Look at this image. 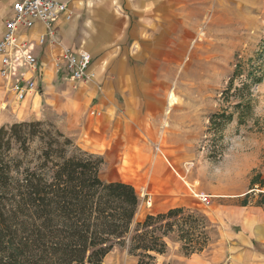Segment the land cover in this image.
<instances>
[{
  "label": "crops",
  "instance_id": "crops-1",
  "mask_svg": "<svg viewBox=\"0 0 264 264\" xmlns=\"http://www.w3.org/2000/svg\"><path fill=\"white\" fill-rule=\"evenodd\" d=\"M71 17L58 16L53 21L55 41L37 44L44 25L37 21L23 31L30 50L41 62L42 76L38 92L17 101L8 83L0 77V126L23 120L60 117L61 131L73 136L86 149L102 156L105 163H141L140 180L126 175L110 178L130 183L146 195V214L161 213L170 208H191V186L197 181L183 165L188 149L178 131L182 128L181 110L168 109L162 85L155 82L162 71L176 70L183 62L187 41L193 30L194 8L206 0H61ZM11 0H0V35L10 13ZM64 47L86 51L91 56L92 79L73 85V81L54 66ZM150 71H153L152 74ZM172 104V103H170ZM101 112L90 116L88 110ZM170 111V112H169ZM169 113V114H168ZM170 120L174 132L164 136L162 124ZM179 119V120H178ZM153 127L158 141L149 138ZM84 144V143H82ZM127 167V166H126ZM127 171V169H124ZM182 172L185 174L182 176ZM124 173H131L130 171ZM221 195H224L221 194ZM249 208L256 216L242 217ZM224 216L241 225L237 232L227 231L230 245L218 243L199 253L156 254L155 264H264V256L250 248L254 242L264 246V210L261 206L224 207ZM167 248L182 247L181 241ZM252 246V245H251ZM166 248V250H167ZM209 248V247H208Z\"/></svg>",
  "mask_w": 264,
  "mask_h": 264
},
{
  "label": "rangeland",
  "instance_id": "rangeland-1",
  "mask_svg": "<svg viewBox=\"0 0 264 264\" xmlns=\"http://www.w3.org/2000/svg\"><path fill=\"white\" fill-rule=\"evenodd\" d=\"M194 10L192 34L184 37L187 49L182 65L176 70L162 71L155 82H159L165 91L170 105L168 109L176 107L183 114L179 118L182 128L176 131L188 147L184 151L188 157L183 170L192 172L197 181L189 191L193 204L191 208L184 209L181 216L192 212L201 217V225L208 237L204 248V253H207L217 242L229 247L227 231L242 229L241 225L231 223L230 216L223 215L224 207L240 205L245 193H249L247 205L256 207L255 199L264 193V0H206ZM243 83H247L249 91L242 89ZM245 102L250 104L249 111L245 110ZM238 103H242L240 108L236 106ZM224 111L233 113L231 120L219 118L222 122H217V126L209 122L213 113L220 115ZM26 121H40L41 125L28 128L35 130L37 136L28 141L26 153L19 149L17 143H12L11 155L15 157L12 164L20 161L21 171L25 167L36 168L39 165L41 148L50 141L49 133L55 129L61 131L59 124L62 122L61 116ZM162 127L165 130L160 143L164 146V136L168 138L174 132L169 119ZM148 128L150 140L157 142L156 131L152 126ZM71 138L77 147L90 152L85 141L80 144L73 136ZM75 150L70 148L69 153ZM123 164L122 171H117L116 165H101L100 178L107 181L126 175L130 181L140 180L141 163L125 160ZM124 169L131 173H124L127 172ZM136 193L139 205L132 228L146 215V195L138 190ZM199 195H206L208 202H202ZM245 211L240 218L233 220L241 223L242 217L256 216L252 209L246 208ZM193 233L190 237L193 242L201 239L198 230ZM181 234L180 227L175 225L166 234L169 236L167 243L171 245L176 240L183 243ZM251 245L255 253L264 256L263 245L259 242ZM165 252L178 255L185 254L186 250L177 246L171 250L167 248ZM103 263L137 264V257L128 252L127 245L116 244L106 254ZM162 264L169 263L165 261Z\"/></svg>",
  "mask_w": 264,
  "mask_h": 264
},
{
  "label": "trees",
  "instance_id": "trees-1",
  "mask_svg": "<svg viewBox=\"0 0 264 264\" xmlns=\"http://www.w3.org/2000/svg\"><path fill=\"white\" fill-rule=\"evenodd\" d=\"M242 89L249 91L247 83ZM244 106L250 110L249 102ZM232 117V112L213 113L209 122L217 126L222 122L219 118ZM39 125L40 121L24 120L0 126V264H104L116 244L127 245L137 264H155L156 254L166 251L164 236L175 225L182 231L185 254L206 247L201 217L192 212L182 217V207L147 213L132 228L139 205L134 187L102 180V156L77 147L58 129L49 133L50 141L41 148L39 165L21 171L20 161L12 164V143L26 153L28 141L37 136L28 128ZM73 147L76 150L70 154ZM248 203L249 193H245L240 205ZM255 203L264 210V193ZM195 230L201 239L193 242Z\"/></svg>",
  "mask_w": 264,
  "mask_h": 264
},
{
  "label": "built area",
  "instance_id": "built-area-1",
  "mask_svg": "<svg viewBox=\"0 0 264 264\" xmlns=\"http://www.w3.org/2000/svg\"><path fill=\"white\" fill-rule=\"evenodd\" d=\"M60 15L66 19L71 11L61 0H11L10 13L4 20L0 35V77L8 83L17 101L38 92V81L42 76V66L38 57L30 50V43L23 37V31L30 29L39 21L44 31L37 37V44L55 41L53 21ZM91 56L88 52L72 51L64 47L56 57L54 66L63 72L75 86L77 83L92 79L90 71ZM90 116L101 112L88 110ZM202 202H208L206 195H199Z\"/></svg>",
  "mask_w": 264,
  "mask_h": 264
},
{
  "label": "bare ground",
  "instance_id": "bare-ground-1",
  "mask_svg": "<svg viewBox=\"0 0 264 264\" xmlns=\"http://www.w3.org/2000/svg\"><path fill=\"white\" fill-rule=\"evenodd\" d=\"M170 99H172L171 97H170ZM175 101L173 100V102L172 103H174Z\"/></svg>",
  "mask_w": 264,
  "mask_h": 264
}]
</instances>
